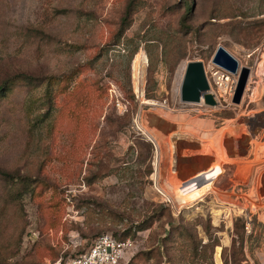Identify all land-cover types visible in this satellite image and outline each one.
Listing matches in <instances>:
<instances>
[{"label":"rangeland","instance_id":"obj_1","mask_svg":"<svg viewBox=\"0 0 264 264\" xmlns=\"http://www.w3.org/2000/svg\"><path fill=\"white\" fill-rule=\"evenodd\" d=\"M219 46L251 69L242 104H182L186 64ZM22 73L36 86L0 97V264L65 263L102 234L137 264H264V0H0V85Z\"/></svg>","mask_w":264,"mask_h":264},{"label":"water","instance_id":"obj_2","mask_svg":"<svg viewBox=\"0 0 264 264\" xmlns=\"http://www.w3.org/2000/svg\"><path fill=\"white\" fill-rule=\"evenodd\" d=\"M212 62L237 78L231 103L234 106H240L248 90L251 69L243 66L241 62L223 46L217 48ZM180 101L182 104L203 105L210 109L218 110L222 108L221 103L212 91L204 62L190 61L186 64L180 86ZM238 144L243 150L244 142H239ZM189 160V162H192L194 158L192 157V159L190 158ZM183 161L186 160L181 158V162ZM179 168H182V166H175L176 170ZM180 173L182 177H186V172L180 171Z\"/></svg>","mask_w":264,"mask_h":264},{"label":"built area","instance_id":"obj_3","mask_svg":"<svg viewBox=\"0 0 264 264\" xmlns=\"http://www.w3.org/2000/svg\"><path fill=\"white\" fill-rule=\"evenodd\" d=\"M205 64L212 91L222 106L229 105L237 78L215 65L212 60ZM133 244L130 239L119 240L113 235H102L81 256L57 264H130Z\"/></svg>","mask_w":264,"mask_h":264},{"label":"trees","instance_id":"obj_4","mask_svg":"<svg viewBox=\"0 0 264 264\" xmlns=\"http://www.w3.org/2000/svg\"><path fill=\"white\" fill-rule=\"evenodd\" d=\"M187 9L188 10L189 9L191 10V7L190 8H187ZM131 15H132V6H128V8H127V10L125 12V16L122 19L121 27H120V30H119V34L118 35L120 37H122L123 34L126 32V30L129 28L130 22H131ZM243 15H244L243 13L239 12L237 14H232V16L230 18L233 19V20H235L236 18L243 17ZM213 19H215V18H213ZM224 27H229L230 30L227 33H229V35L231 37H233V39H235L236 41H239V42H241V40L247 38L248 35L253 31V28L248 27V26H244L243 23H241V22H235V23H231V24L230 23L229 24H225ZM136 53H137V51L134 54H136ZM148 62H149V67H151L152 62H153V57H152L151 54H149V60H148ZM35 81H37L35 78H33L31 76H28L27 74H23V73L22 74H17L13 78H11L10 80H7L4 84L0 85V97H6L7 93H9V91L13 89L12 86L14 85L15 82H25V83H27L30 86H36V82ZM0 176L1 177H4V178H7V179H12V180L16 179L10 173L5 172V171H3L1 169H0ZM102 235H109V234H102ZM102 235H100V236H102ZM100 236L96 237L90 243V245L88 246V248ZM117 239H119V240H126L124 238H117ZM87 249H85V250H83L81 252H78L77 254H74V255L70 256L69 259H72V258L81 256L82 254L85 253V251ZM60 258H63V257H60ZM60 258H58V259H60ZM136 260H137L136 259V255L134 254L131 257L130 264H137V261Z\"/></svg>","mask_w":264,"mask_h":264},{"label":"bare ground","instance_id":"obj_5","mask_svg":"<svg viewBox=\"0 0 264 264\" xmlns=\"http://www.w3.org/2000/svg\"><path fill=\"white\" fill-rule=\"evenodd\" d=\"M147 62H148V58H147V56H146V54H144V53H141V54H138L136 57H135V60H134V69H135V71H140V70H142V69H144V67L146 66V64H147ZM184 70L185 69H183V72H184ZM149 122H151V124H157V120L155 119V118H151L150 119V121ZM199 126V130L200 131H204V129L203 128H205V126L203 125V124H191V127L192 126ZM166 127V126H165ZM166 128H168V127H166ZM170 128V127H169ZM154 129H156L155 127H154ZM205 132V131H204ZM161 134V133H160ZM250 134H252V133H250ZM158 136V138L161 140V142L162 141H164L165 140V138L163 137V136H161V135H157ZM202 136H204V137H206V140H210V142H211V137H210V135L208 136V135H202ZM252 136V135H251ZM154 138V137H153ZM214 138H216L217 139V134L215 133V135H214ZM252 138H254L253 136H252ZM158 139V140H159ZM198 140V139H197ZM200 140V139H199ZM201 140H202V138H201ZM203 141H205V140H203ZM214 141V140H213ZM175 146V145H174ZM164 148H166V147H164ZM204 159V158H203ZM178 160H180V159H178ZM170 162L171 163H173L174 162V160L173 159H171L170 158ZM177 163H179V164H176L177 166H179V167H181L182 165H184V162H177ZM161 164V163H160ZM159 166V165H158ZM158 168V167H157ZM171 172L172 173H175L177 170H175V165L172 167L171 166ZM169 173V172H168ZM209 172H207L206 173V175L208 174ZM171 175V174H170ZM210 175V174H209ZM183 178L184 177H182V178H180V179H178V178H176L177 179V181H182L183 180ZM181 184H183V183H181ZM189 184V183H188ZM188 184H185V185H179V186H170V185H168L169 187H168V189H167V192L169 191V192H171V195H173L172 196V198L174 199L175 198V196L177 195V193L179 192V191H182V190H186L187 188L186 187H189L188 186ZM192 185V184H191ZM166 191V190H165ZM168 196V195H167ZM219 253H220V248H218V253H217V258H220L219 257ZM218 261V260H217Z\"/></svg>","mask_w":264,"mask_h":264}]
</instances>
